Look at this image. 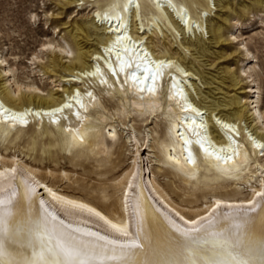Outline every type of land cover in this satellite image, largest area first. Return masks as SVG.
Returning a JSON list of instances; mask_svg holds the SVG:
<instances>
[{"label":"bare ground","instance_id":"bare-ground-1","mask_svg":"<svg viewBox=\"0 0 264 264\" xmlns=\"http://www.w3.org/2000/svg\"><path fill=\"white\" fill-rule=\"evenodd\" d=\"M148 1L147 13L144 0L64 1L63 7L88 4L93 11L90 24L77 26L91 47L84 48L77 36L72 37L76 49L64 37L43 45L48 68L39 70L44 61L36 54L31 72L54 85L49 93L34 82H18L1 57L0 264H264V195H257L264 193V147H256L264 145V111L252 74L256 66L241 71L248 81L237 84L252 85L242 89L236 104L202 102L197 81L210 83L182 53L211 54L198 36L204 34L199 17L189 7L204 5L203 0ZM214 5L226 8L222 0ZM208 13L206 7L201 12ZM210 32L216 45L227 40L221 27L211 26ZM168 34L174 45L182 37L181 51L165 49L162 37ZM121 89L123 95L114 97ZM102 94L118 101L112 119L162 116L168 122L162 137L155 139L151 130L143 132V140L134 125L129 129L123 123L129 135L122 147L132 148L131 162L116 177L117 167L108 164L90 191H117L115 210L62 188L60 182L72 184L78 174L31 162L24 151L35 150L39 138H52L44 152L59 141L75 158L114 163L118 127L102 132L90 126ZM176 112L179 124L171 121ZM157 173L181 193V203L157 181ZM201 189L209 193H192ZM136 238L135 247L118 243Z\"/></svg>","mask_w":264,"mask_h":264},{"label":"rangeland","instance_id":"rangeland-1","mask_svg":"<svg viewBox=\"0 0 264 264\" xmlns=\"http://www.w3.org/2000/svg\"><path fill=\"white\" fill-rule=\"evenodd\" d=\"M64 1L66 0H0V66L5 67L1 63V57L3 56L8 66L14 69L13 75H15L14 77L18 82H34L46 93L54 90V85L46 80H41L40 77L33 75L31 72V61L36 54L44 61L43 64L38 66L39 70L45 71L48 68L47 61L50 56L41 52L43 45L50 40L60 41L64 37L76 49L72 37L77 36L84 48L91 47V42H87L85 36L77 30V26H80L82 21H88L90 24L93 11H90L91 8L88 4L76 8L63 7ZM98 1L102 3L104 0ZM260 1L262 3H259ZM222 2L226 7L223 10L215 7L214 0H203L204 5L194 4V6H189L192 12L199 17L198 25L202 26L204 34L198 36L203 37L211 54L203 53L204 57L197 58V55H193L192 52L185 51L182 55L187 59V62L198 67L203 72L204 78L210 83L203 85L200 81H197L203 90L204 98H202V102L208 105L218 103L236 104L238 97L242 96L240 94L242 89L247 91L252 85L241 86L237 84L239 81L244 82V84L248 81L247 77H241V71L248 64L249 67L255 65V71L252 74L260 91L259 106L264 111V0H222ZM205 7L209 12L208 16L201 14ZM149 10V1L144 0V12L147 13ZM211 26L222 28V35L224 39H227L224 43L219 45L213 43L212 34L211 32L208 33ZM236 36L239 39L237 41L232 40ZM164 39L162 37L167 51H181L179 45L182 42V37L177 36L178 43L175 45V37L173 38L168 34V39ZM243 42L255 55V59L248 57L246 51L242 50ZM239 48L242 50L241 54L238 53L227 58L228 54ZM123 93L124 90H118L114 97H121ZM100 98L101 102L90 115V126H99L102 132H107L110 125L118 127L119 140L113 150L115 153L113 155L114 163H110L111 160L108 161L107 159L101 162H93L85 158H75L74 155H71L69 151L62 147L59 141H57L59 143L57 146L50 149L51 151L44 152V145H48L50 140H54L52 138H39L35 150H32L31 146L25 148L24 151L28 154L31 162L36 160L37 163L43 162L45 166L51 169H67L69 172L77 173L78 180L73 179L72 184L60 182L59 185L70 192L89 197L106 208L115 210L117 209L119 196L117 191L109 190L106 193H101L102 191L97 190L96 194H91L90 191L93 188L91 181L102 179L108 164L117 167L115 176H112L116 177L122 174L131 162L132 148L129 146L122 147L129 135V130H125L123 123L129 124V129L134 125L139 137L143 140V132L151 130L155 131V139L162 137L168 122L162 116L149 121H144V117L137 115L131 118L122 116L112 119L118 107L117 99L110 101V98L103 94ZM128 98L132 100L136 98V95H128ZM196 99L199 100V96ZM163 101L168 106L169 101L165 97V91ZM105 108L108 110L105 111ZM174 109L177 111L178 107H174ZM171 113L174 112L171 111ZM102 116H106L108 119L104 120ZM171 121L180 123L178 112L174 114ZM147 124H149L148 127H146ZM25 131L24 133H28V130ZM57 138L58 136L55 139ZM87 138L93 143L94 139L90 133ZM21 146H25L24 141H22ZM154 146L159 158H163L157 142H154ZM145 154L147 155V151ZM75 166H79V168L75 169ZM156 176L157 181L168 189L170 196L181 203L182 199L179 196L181 193H176L161 173H157ZM84 179H87L84 187H79ZM192 193L200 196L203 193H209V190L201 189ZM103 195H107L109 200L105 201ZM186 199L184 198V200Z\"/></svg>","mask_w":264,"mask_h":264},{"label":"snow or ice","instance_id":"snow-or-ice-1","mask_svg":"<svg viewBox=\"0 0 264 264\" xmlns=\"http://www.w3.org/2000/svg\"><path fill=\"white\" fill-rule=\"evenodd\" d=\"M169 3H170V0H169ZM149 91H152V89H149ZM89 96H91V93H88ZM66 107H68V105H66ZM189 108H191V105L188 106ZM61 109H54V111H60ZM192 111H196L195 109H192ZM199 114V113H197ZM192 123H195V121H193ZM201 147H203V145H201ZM256 147H264V145H260V144H257ZM205 151H207V149H204ZM189 156H191V153H189ZM217 159H219V157H217ZM190 163L193 162V161H189ZM33 190H35V186L33 185ZM257 195H264V193H257ZM220 201H217L216 204L217 206L220 205ZM248 211H251V209H249ZM97 215H99V213H97ZM113 227H116L115 225H113ZM118 243H120L121 245L123 246H126V247H135V246H138L139 244V241L138 239L136 238L135 240H131V241H119Z\"/></svg>","mask_w":264,"mask_h":264}]
</instances>
